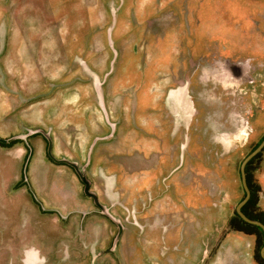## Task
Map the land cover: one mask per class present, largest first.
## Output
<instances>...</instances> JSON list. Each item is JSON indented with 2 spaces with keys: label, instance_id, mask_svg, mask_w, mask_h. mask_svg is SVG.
<instances>
[{
  "label": "flooded vegetation",
  "instance_id": "1",
  "mask_svg": "<svg viewBox=\"0 0 264 264\" xmlns=\"http://www.w3.org/2000/svg\"><path fill=\"white\" fill-rule=\"evenodd\" d=\"M97 2V12L103 16L97 29L109 52L107 56L106 51L99 50L98 57L103 62L100 71L103 68L104 72L99 73L92 64L90 34L83 40V52L74 50L79 44L76 39L70 40L73 61H68L67 79L48 83L61 84H54L51 94L64 88L63 95L69 100L68 104L53 106V119H58V110L63 107L65 114L76 117L66 121L62 115L54 128L46 127L47 131L39 125L23 126L18 134L0 137L6 140L0 141L3 147L21 143L25 149L19 179L8 182L6 189L19 205L24 224H30V229L22 234L0 228V264H129L134 259L135 264H168L161 255L160 243L155 244L161 237L172 242L177 252L173 257L178 263L264 264V206L259 199L262 185L256 177L257 170L264 171V15L243 28L239 24L242 38L220 30L209 37L205 20L220 15L215 0L162 3L168 7L166 16L172 20L165 30L154 24V19L143 22L147 24L144 30L135 29L139 30L138 39L152 36L157 50L152 59H158V70L150 79L146 63L151 58L149 53L136 65L138 76L123 77L136 79L143 109L135 127L119 117L124 139L115 145L118 149L110 151L119 136L117 131L112 133L116 129L114 123L105 122L102 116L101 94L103 86L112 91L118 80L108 81L114 55L104 31L116 26L117 9L112 0ZM159 8L155 0H138L137 10L142 14L155 13ZM176 10L179 12L172 18ZM90 13L86 16L89 29L95 16L92 10ZM181 13L190 17L193 24L186 39L180 33L181 22H177ZM138 16L137 27H142ZM168 34L171 46L167 51L171 57L164 55L160 47ZM179 51L182 55L178 57ZM63 56L66 60L64 52ZM77 80L84 81L85 87V102L78 110L74 100L77 93L81 94L75 87ZM35 96L41 98L39 93ZM26 99L20 95L18 101ZM88 107L92 119L88 114L85 120L81 119V109ZM109 110L114 117L122 115L126 110L123 99ZM79 131L83 132L82 146L77 143ZM91 131L98 135H91ZM68 135L69 143H65ZM56 144L60 148L67 144L74 153H57ZM36 149L47 165L43 161L30 165ZM227 155L242 157L237 171V188L242 193L221 227L219 179L211 178L213 193L208 191L205 195L200 169L202 159ZM119 158H129L131 166L125 167ZM164 179L168 181L166 191H156ZM214 193L218 196L215 199ZM163 231L167 235H162ZM29 238L32 243L25 247Z\"/></svg>",
  "mask_w": 264,
  "mask_h": 264
},
{
  "label": "rangeland",
  "instance_id": "2",
  "mask_svg": "<svg viewBox=\"0 0 264 264\" xmlns=\"http://www.w3.org/2000/svg\"><path fill=\"white\" fill-rule=\"evenodd\" d=\"M97 1L98 0H0V137L8 138L18 134L21 132L23 126L36 128L39 125L41 129L47 131L48 129L46 127L53 126L54 128L55 122L59 121L62 115L66 121L76 117V115L72 113L65 114L64 111L67 112V110H65L66 107H63V109L58 110L60 113L58 119H53L52 112L55 109L53 106H57V104L60 103L63 105L65 103L68 104L69 100L63 95L64 88H60L54 91V94H51L53 90L52 86L55 84L56 87H58L61 86V84L52 83V85H48V83L67 79L66 71L68 61L70 59V62L73 61V54L70 50L73 45L70 40L76 39V43L79 42V44L77 47H74V50L83 52L85 50L82 45L83 40L87 39L90 34H92V44L90 48L92 64L99 73L104 72L103 68L100 71L103 62L101 58L98 57L99 50L102 49V51H106L107 56H109V52L104 42H101V32L97 29L98 24H100L103 18L102 14L97 12V7L100 6V3ZM112 1V5L117 9L115 14L117 16L116 26L114 28L110 26L111 30H105L104 32L110 40L114 55V63L109 74V77H111L108 78V81L109 83L113 82L115 79L118 81L114 85L112 91L103 86L101 94V111L105 122L111 121L114 123V126H116V129H113L112 133L117 131L116 136H119V140L116 144L111 146L110 149V151H115L114 149H118L115 145L119 144V142L124 139L121 135V125H123V123L119 126L121 122L119 117L126 120L127 124L135 127V121H139L143 109L141 103L142 92L140 90L137 91L135 88L136 79L133 76L130 78L123 77L128 74H135L138 76L139 67L136 65L140 63V58L143 55H148L149 53H151V58L149 60L147 58L146 60L147 67L151 74L149 78H154L158 70L157 67H155V63L158 59H152V55L157 54L156 46L153 45L151 39L152 36L147 34L143 39H138L139 30L135 31V29L140 28L144 30V28H147V24L143 22L147 19H154L158 22L154 24H160V28L165 30L166 26H168L169 22L172 20L166 16L168 7L166 5L161 6L162 3L167 0H155V2H159L160 5L157 12L154 10L156 14L147 12L142 14L138 12V0ZM135 1H137V4H135ZM208 1L209 0H207V2ZM215 1L220 7V15L215 16V18L213 16L206 18L204 28L205 32L209 34V37H212V33L220 30L232 33L237 39L242 38L241 27L243 28L249 21L252 23L254 19H258L256 17L259 15H264V0ZM91 2H93L92 5ZM96 8L95 15L94 10ZM91 10L95 16H93L92 21L89 22L93 24L91 29H89L90 25L86 26V16L91 14ZM178 12V10L174 11L172 18H174ZM184 14L185 13L177 15L179 16L177 22H181L180 33L185 36L186 39L189 30L193 28V24L190 17H186ZM136 16L141 20L142 27H137ZM112 18L111 24L115 22V16H112ZM211 24L213 26H211ZM239 24L242 25L240 28ZM58 38L59 43L56 44ZM165 38L166 40L164 43L160 45L161 51L164 55H167V57H171L173 56L172 53L167 51V47L171 46V35L168 34ZM130 46L135 47V49H130ZM183 51L185 52V50ZM63 52L65 53L66 60L63 56ZM180 55L182 54H180L179 51L177 56L179 57ZM86 60L87 58L83 56V61L87 64L89 69H91V65H89ZM164 61L165 59L163 62ZM134 62L135 64H130ZM124 69H126V71L123 73ZM83 83L84 81L80 80H77L75 83V87L79 88L81 91V94L77 93L78 96L74 99L76 102V110L85 102V96L84 93H82V91L85 90ZM46 86L47 88L44 89ZM120 90L122 91L120 92ZM17 93H19L21 97L28 99L19 102L20 95L18 94L19 97H17ZM37 93H39L41 98L50 95L49 99H41L35 96ZM122 99L126 110L124 113H121L122 115L114 117L109 108L119 103L120 100L122 101ZM136 100L137 103H135ZM87 114L91 120L92 112L90 107H88L87 110L81 109L80 118L84 119ZM80 124L83 127V121H80ZM55 134H57V132H55ZM96 134L98 135L97 132L91 133V135ZM51 136V138H53V135ZM76 137L78 138L77 143L79 146H82L84 139L83 132L79 131ZM64 138L66 139L65 143H69L70 136L68 135V137L65 136ZM98 147L99 145L95 146L93 152L96 151ZM70 149L71 148H68L67 144L63 148H60L58 144H56L57 153L62 150L73 154V148L72 151H69ZM82 150L83 149H81V151ZM39 151V149H36L34 154H32L33 157H31L30 165L33 167L37 161H43L42 154H40ZM24 152L25 149L22 147L21 143L14 144L11 147H3L0 145V228L8 227L10 232L12 231L15 234H22L24 231L26 232L30 229V224H24L26 220H24V215L19 213V205H16L17 202L10 198L8 189H6L8 182L14 183L19 179V169L23 166L24 162V158L22 157ZM240 156L239 158L238 156L231 158L227 155L225 157L220 156L219 159H202V167L200 169L201 174L204 176L201 185L202 192L208 196V191H210L211 188V178L217 179L218 177L219 179L218 187L222 190L219 197L220 207L218 212L221 227L224 225L223 219L227 215L230 216L234 205L242 193L240 189L237 188L240 182L237 173L239 163L242 159ZM129 158L119 159L122 160L125 167H130L131 160ZM43 162L47 165L45 161ZM256 177L262 185L259 199L260 204L264 206V171L257 170ZM164 181L165 179L163 183L156 188V191H166L168 181ZM190 188H192V186H190ZM210 192L213 193L212 191ZM217 197V194L214 193V199ZM7 222H10V226ZM169 226L170 224L168 227ZM161 234L167 235L164 231ZM31 240L32 239L29 238L25 242V247L32 243ZM158 243H160L162 247L161 255L163 257L165 256L168 264H182L178 263L177 259L173 257V254L177 252L168 238H158V242L155 244ZM180 250L179 248L178 252ZM1 257H3V255ZM134 261L135 259L130 260L129 264H135ZM183 261L192 263L190 259H183Z\"/></svg>",
  "mask_w": 264,
  "mask_h": 264
},
{
  "label": "water",
  "instance_id": "3",
  "mask_svg": "<svg viewBox=\"0 0 264 264\" xmlns=\"http://www.w3.org/2000/svg\"><path fill=\"white\" fill-rule=\"evenodd\" d=\"M0 141L1 142H5L6 140H4V139H0ZM263 144V143H262ZM262 144L254 151V152H252L245 160H244V162H243V164L250 158V157H252L260 148H261V146H262Z\"/></svg>",
  "mask_w": 264,
  "mask_h": 264
},
{
  "label": "crops",
  "instance_id": "4",
  "mask_svg": "<svg viewBox=\"0 0 264 264\" xmlns=\"http://www.w3.org/2000/svg\"><path fill=\"white\" fill-rule=\"evenodd\" d=\"M54 2V1H53Z\"/></svg>",
  "mask_w": 264,
  "mask_h": 264
}]
</instances>
